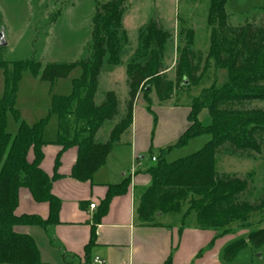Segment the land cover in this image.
<instances>
[{"label": "trees", "instance_id": "1", "mask_svg": "<svg viewBox=\"0 0 264 264\" xmlns=\"http://www.w3.org/2000/svg\"><path fill=\"white\" fill-rule=\"evenodd\" d=\"M225 1L209 0L206 60H211L215 68H225L228 80L221 86L212 84L204 88L193 99L186 116L188 126L174 145H182L203 133L210 134V139L195 152L172 161H166L163 152L156 156L154 163L146 169L150 182L137 206L138 219L142 223L151 222L157 212H178L185 206V215L193 212L197 227L214 231L211 243L229 233L233 222H246L253 214L264 210V195L255 201L242 197L248 191L247 179L220 174L215 169L216 154L226 149L232 153H264V108L249 106L252 102H264V17L257 23L247 21L231 26ZM124 2L107 0L95 5L90 31L91 52L85 60L48 62L43 66L35 60L14 61L10 81L7 76L9 65L0 59V71L6 75L0 98V264H43L36 242L25 227L44 228L58 222L60 200L52 194L51 185L62 177L57 168L64 150L76 148L69 176L77 181L90 180L131 125L133 107L141 93L155 124L152 98L144 97V92L150 91L152 86L160 103L167 100L179 84L195 85L201 78L192 49L194 31L188 29L179 34L178 42L182 46L177 47L174 81H165L162 56L170 34L158 20L149 19L139 30L137 46L126 64L128 100L125 112L110 129L107 140L95 142L98 129L118 113V100L113 91H106L99 104L95 103L94 96L103 65L114 66L122 62L121 50L127 43V33L122 26ZM76 67L82 72L73 79L72 92L53 95L50 101L49 112L57 118L55 144L61 148L49 176L40 167L47 118L31 125L18 120L17 132L11 135L6 130V115L8 111L16 113V82L24 69L30 68L41 80L53 82L67 77ZM202 110L209 115V124L203 125L198 120ZM30 149L33 157L28 160ZM127 186L126 179L107 185L94 216L95 223L105 213L110 198L124 193ZM22 187L29 191L34 201L48 204L46 218L33 213H14ZM92 244L93 236L88 248ZM263 244L264 227H261L228 243L223 248V259L230 261L244 247L258 248Z\"/></svg>", "mask_w": 264, "mask_h": 264}, {"label": "rangeland", "instance_id": "2", "mask_svg": "<svg viewBox=\"0 0 264 264\" xmlns=\"http://www.w3.org/2000/svg\"><path fill=\"white\" fill-rule=\"evenodd\" d=\"M105 1L107 0H0V31H3L7 42L5 46L0 47V59L9 65V80L13 77L14 61L35 60L40 61L43 66L48 62L85 60L91 52L90 31L95 5ZM124 3L122 26L127 33V43L121 50L122 62L114 66L103 65L94 96L95 103L99 104L106 91H113L118 100V113L112 120L103 123L95 134V140L104 142L114 123L125 112L128 100L126 64L137 46L138 28L142 29L149 19L154 18L170 34L162 56L165 81H174L177 47L182 46V43L178 42L179 34L188 29L194 31L192 49L196 54L197 74H201V78L195 85L187 82L179 84L172 90L171 96L160 104L152 86L150 91L144 92V97L152 98L151 110L153 107L155 124L152 114L145 108L142 93L140 94L134 104L136 145L147 161L151 155L156 157L161 152L166 161L187 156L210 139V134L203 133L188 139L182 145H174L180 131L185 127L186 114L193 99L199 96L204 88L212 84L218 87L228 80L225 68H215L211 60H206L209 46V0H125ZM225 10L231 26L247 21L257 23L264 17V0H226ZM81 72V68L76 67L67 77L48 82L33 74L30 68L24 69L16 82V113L7 112L6 130L14 135L18 129V120L31 125L41 118H47L44 137L54 138L57 135V118L49 112L51 97L69 95L72 92L73 79L78 78ZM5 76L4 72L0 71V98L4 93ZM249 106L264 108V102H252ZM198 120L203 125L210 123L206 110L199 113ZM131 131L132 128L124 131L121 138L126 140ZM114 150L115 154H110L107 160L109 166L115 162L126 165L129 170L137 167L134 159L127 158V144ZM153 163H149L143 170ZM215 169L220 174L236 175L248 180V191L242 197L255 201L264 195V153H232L226 149L216 154ZM183 208L179 212L164 213L156 220L174 221L181 215ZM261 227H264V210L253 214L246 222H233L230 232L217 239L216 245L220 248L221 256L228 243L237 238H244L247 232ZM251 261L254 264H264V244L258 248L248 245L232 260L226 262L244 264ZM56 262L52 260V264Z\"/></svg>", "mask_w": 264, "mask_h": 264}, {"label": "crops", "instance_id": "3", "mask_svg": "<svg viewBox=\"0 0 264 264\" xmlns=\"http://www.w3.org/2000/svg\"><path fill=\"white\" fill-rule=\"evenodd\" d=\"M132 114V123L127 128H132L130 137L123 140L120 136L105 163L93 173L90 180L77 181L69 176L76 158L75 147L61 153L57 172L62 177L51 185L52 194L60 200L58 222L44 228L25 227L36 242L42 263L52 264V260H55V264H94L93 258L97 256L104 260V264H230L223 259L216 245L220 237L211 243L214 231L197 227L194 213L185 215V206L174 221L156 220L164 213L155 214L149 223H142L138 219L139 199L150 182L148 173L143 169L153 161L144 159L137 149L134 107ZM187 126L186 119L185 127L178 137ZM56 136L45 139L43 132L46 143L42 146L40 167L49 176L53 173L54 159L61 148L55 144ZM94 141L97 142L95 136ZM124 144L128 147L127 158L134 159L137 166L134 170H129L121 163L113 162L110 166L107 163L110 154H115L114 149L123 148ZM32 157L30 149L27 158L31 160ZM138 157L142 158L141 164L136 163ZM124 179L128 180L126 191L110 198L105 213L95 223L94 216L105 196L107 185L117 184ZM90 203L95 204L93 209L89 208ZM14 213H33L46 218L48 204L34 201L29 191L22 187L18 192V205ZM92 236L93 244L88 248Z\"/></svg>", "mask_w": 264, "mask_h": 264}, {"label": "built area", "instance_id": "4", "mask_svg": "<svg viewBox=\"0 0 264 264\" xmlns=\"http://www.w3.org/2000/svg\"><path fill=\"white\" fill-rule=\"evenodd\" d=\"M150 160L151 161H154L155 160V156H151L150 157ZM136 163L137 164H141L142 163V158L141 157H138L137 159H136ZM95 207V204L94 203H90L89 204V208H91V209H93ZM93 263L94 264H104V260L103 259H101L100 257H94L93 258Z\"/></svg>", "mask_w": 264, "mask_h": 264}, {"label": "water", "instance_id": "5", "mask_svg": "<svg viewBox=\"0 0 264 264\" xmlns=\"http://www.w3.org/2000/svg\"><path fill=\"white\" fill-rule=\"evenodd\" d=\"M6 44H7V42H6L4 33H3V31H0V47L5 46ZM156 214L158 215V214H160V212H157Z\"/></svg>", "mask_w": 264, "mask_h": 264}]
</instances>
